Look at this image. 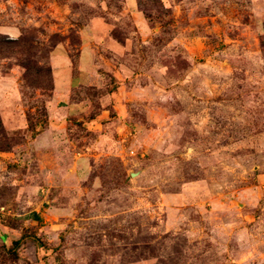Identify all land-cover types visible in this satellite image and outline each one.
Here are the masks:
<instances>
[{
	"label": "rangeland",
	"instance_id": "rangeland-1",
	"mask_svg": "<svg viewBox=\"0 0 264 264\" xmlns=\"http://www.w3.org/2000/svg\"><path fill=\"white\" fill-rule=\"evenodd\" d=\"M0 264H264V0H0Z\"/></svg>",
	"mask_w": 264,
	"mask_h": 264
},
{
	"label": "trees",
	"instance_id": "trees-1",
	"mask_svg": "<svg viewBox=\"0 0 264 264\" xmlns=\"http://www.w3.org/2000/svg\"><path fill=\"white\" fill-rule=\"evenodd\" d=\"M262 43H263V41H262Z\"/></svg>",
	"mask_w": 264,
	"mask_h": 264
}]
</instances>
